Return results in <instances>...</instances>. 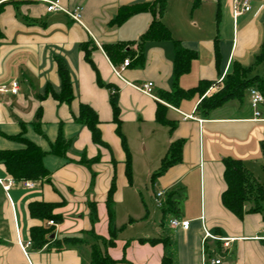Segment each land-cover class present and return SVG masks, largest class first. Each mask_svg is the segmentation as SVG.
Listing matches in <instances>:
<instances>
[{"label":"crops","instance_id":"0c3cea01","mask_svg":"<svg viewBox=\"0 0 264 264\" xmlns=\"http://www.w3.org/2000/svg\"><path fill=\"white\" fill-rule=\"evenodd\" d=\"M59 1L65 11H78L81 22L66 12H48L41 0H0V5L5 3L0 14V86L13 81L19 84L17 94L0 92V152L24 149V140H28L46 153L43 163L50 172L49 182L15 181L9 192L0 184V264H90L88 246L63 251L29 247L24 251L19 242H30L32 227L50 226V221L33 219L29 205H56L54 214L63 222L51 225L55 226V239L82 237L93 228L90 203L100 210L105 206L109 216L106 202L114 179L116 240L119 230L137 226L133 210L148 211L144 196L150 191L154 204L158 193H164L158 208L171 213L169 225L154 222L138 235L125 237L120 245L115 241L108 254L118 264H125L123 260L127 264H162L166 257L172 264H212V260L264 264V241L260 239L264 215L246 213L239 218L222 203L227 189L226 158L241 160L264 187V105L256 118L250 90L264 93L257 87L249 88L244 97L230 99L207 116L198 110L205 98L222 90L234 64H254L264 41V0H249L250 11L238 14L236 0H203L195 8V0H167L161 17L141 10L122 23L116 19L124 9L155 0ZM155 18L166 33L144 38ZM88 42L97 47L91 56L102 81L119 88V134L110 92L98 86L96 72L85 59L82 45ZM119 42L132 59L121 77L114 70H119L123 61L117 59L114 65L103 49ZM177 45L192 53L188 71L180 75L176 74ZM139 56L142 62L138 65L135 59ZM56 58L63 59L71 73L75 99L70 105L47 93L48 86L55 93L61 91ZM262 66L256 71L260 77H264ZM209 82L212 85L202 93L199 88ZM148 83L153 84L151 95L137 88ZM176 91L185 95L165 99ZM81 104L96 112L101 144L76 121ZM158 112L167 125L158 121ZM60 133L72 143L66 157L51 154ZM121 134L132 160L131 179ZM174 143L182 144L179 161L154 177ZM139 177L142 185L137 182ZM0 180H12L2 163ZM25 182L35 186L26 188ZM119 206L126 209L128 221L116 226ZM174 219L189 221V228L172 226ZM109 221L98 230L100 234L94 226L107 240L112 234ZM124 246L128 248L126 258Z\"/></svg>","mask_w":264,"mask_h":264},{"label":"trees","instance_id":"16d2710c","mask_svg":"<svg viewBox=\"0 0 264 264\" xmlns=\"http://www.w3.org/2000/svg\"><path fill=\"white\" fill-rule=\"evenodd\" d=\"M203 0H195L194 8L198 7ZM167 5V0H155L153 4H147L134 7L133 9H124L118 18L117 23H122L128 17L134 13H138L141 10H150L156 17L162 16ZM5 3L0 5V14L3 11ZM166 33V29L155 18L152 22L149 31L144 38H156L159 34ZM124 43H117L114 45H105L104 51L115 65L117 59L122 60V64L125 60L129 61V66L132 65V59H128L129 53L124 51ZM82 49L85 53V59L97 75L98 86L108 89L110 92V104L113 110V120L118 126V134L120 133V104H119V88L111 83L102 81L99 76L98 69L92 59L91 54L97 50L96 45L93 42H88L82 45ZM192 57V53L188 52L180 45L176 48V74L180 75L188 71L189 63ZM142 57L139 56L135 59L136 64H141ZM57 71L61 79V91L55 93L51 87H47V93L50 94L59 103H66L70 105L75 99L74 87L71 79V73L66 62L61 58H56ZM264 64V41L261 45L260 53L257 55L255 62L250 67H243L238 64H234L232 72L224 78V84L222 90L216 95L205 98L199 105V112L203 116L224 105L230 99H240L244 97L245 92L249 88L257 87L264 93V77H260L256 71ZM128 66V67H129ZM212 83L206 84L204 87H200V91L205 93ZM198 89V90H199ZM184 92L176 91L172 96L167 95L165 99L171 101V98H180L184 96ZM161 112H158V121L163 124H168L167 120L161 116ZM41 111L37 114V120L41 118ZM76 121L86 126L91 135L92 140L101 144V134L99 129V120L96 112L86 104L80 105L79 115ZM36 124V125H38ZM173 130V127L171 128ZM122 143L127 153L126 159V172L129 179H131V167L132 160L127 149V144L124 136L121 134ZM22 140L21 138H19ZM25 148L19 151H2L0 152V163H2L6 169L8 176L16 181H42L49 182L50 172L46 169L43 163L46 153L36 144L24 140ZM181 143H174L171 145L169 155L162 160L161 170L154 175L159 176L163 174L171 165L179 161V152L181 149ZM262 153L264 155V142L262 143ZM72 143L63 136L62 133L58 136L56 142L52 145L51 154L55 156L66 157L71 151ZM224 180L227 185L226 191L222 194V203L226 209L232 212L239 218H243L246 213H262L264 215V187L254 176L245 168L243 162L239 159L226 158L224 159ZM116 189L115 179L112 182L111 189L108 193L107 209L109 214V226L111 229V237L109 240L99 236L95 231V224L98 219L97 206L95 203H90V219L93 228L89 231H85L82 237H63L61 239H55L52 236L55 233V226H47L46 224L38 227H32L30 230L31 235V247L34 250L43 249H55L57 251H63L66 249H74L80 246H88L90 248V264H118L108 254V248L115 246L116 233L114 231V214H113V195ZM56 205L50 203H32L29 205L30 216L33 219L39 220L42 223H48L53 221L55 224H61L63 218L54 214ZM145 242V240H142ZM151 244L156 243V240H149ZM122 262H126L123 260ZM120 263V262H119ZM127 263V262H126ZM162 264H172L170 258H164Z\"/></svg>","mask_w":264,"mask_h":264},{"label":"built area","instance_id":"2783aa9c","mask_svg":"<svg viewBox=\"0 0 264 264\" xmlns=\"http://www.w3.org/2000/svg\"><path fill=\"white\" fill-rule=\"evenodd\" d=\"M41 1L47 4V11L48 12H50V13L51 12H66V13L70 14L71 17L76 22H78V23L81 22L80 13L77 11V12H74L73 14H71V13L65 11V9L61 6V3L59 0H41ZM234 8H235V13L238 14L239 12L250 11L251 6H250L249 0H236ZM129 64H130L129 61L125 60L123 65L121 66V68L119 70L118 69L114 70L115 75H117L118 77H121V73L125 70V68H127L129 66ZM137 88L139 90H141L142 92L151 95L153 84L148 83V84H145L143 86H138ZM18 91H19V84L16 81H13L9 86L8 85H1L0 86V92L1 93H8L9 92L12 94H17ZM250 95H251V106L255 110L256 118H258L260 116L259 107L261 105H264V96L261 93H259L256 89H251ZM14 183H15L14 180H9L7 183H3L2 180H0V184L3 185L5 192H9V190L12 188ZM24 186L26 188H33L35 186V184L32 182H25ZM163 195H164V193H158V196L156 198V205L159 208L162 207V202L160 199ZM49 225H55V223L53 221H50ZM171 225L174 227L181 226L184 229H188L190 226V222L189 221H180L179 219H174L171 221ZM206 237L210 238L212 236H210L209 233H206ZM260 239L264 241V231H263V235L260 237ZM19 245L25 251L27 248L31 247V242H27V243L19 242ZM211 263L212 264H220V260H212Z\"/></svg>","mask_w":264,"mask_h":264},{"label":"rangeland","instance_id":"374dc122","mask_svg":"<svg viewBox=\"0 0 264 264\" xmlns=\"http://www.w3.org/2000/svg\"><path fill=\"white\" fill-rule=\"evenodd\" d=\"M261 70L264 72V65L262 66ZM140 180H141V177L138 178L137 182H138V184L142 185V181H140ZM152 193L153 192L150 191L149 196H144L145 202L147 205V209L149 212L146 210V208H144V210H139V211L133 210L134 211L133 215H134L135 219L136 218L138 219V223H137V226L135 227V229L132 230V229L128 228V230H125L122 228L121 230H119L118 239L115 240L119 243V245L122 243V240L125 237L138 235L142 230L148 229L149 226H152L154 224V222L161 224V222L164 221L165 224L169 225L171 213L163 212L161 209H159L156 206V204H154L151 201ZM144 195H146V193H144ZM101 208H103V210L102 209L100 210V207H97V215H98V219L96 222L97 231L98 230L102 231V226L104 225V223L107 224L108 218H109V216L107 217L105 206H103ZM127 210H129V209L127 208ZM128 212H129V215H131L130 211H128ZM102 215H103V218H102ZM145 216H146V218H144V220H141V218L145 217ZM126 217H127L126 209L119 206L117 209V221L115 222L116 226H117V224L122 225L123 223L125 225V223H127V221H128ZM99 231H98V233L100 234ZM110 248H112V247H109L108 249H110ZM127 250H128L127 246L122 247V252H124V258H126L125 256L127 254ZM125 264H127V263L125 262Z\"/></svg>","mask_w":264,"mask_h":264},{"label":"water","instance_id":"95a60500","mask_svg":"<svg viewBox=\"0 0 264 264\" xmlns=\"http://www.w3.org/2000/svg\"><path fill=\"white\" fill-rule=\"evenodd\" d=\"M54 237V235L52 236V238Z\"/></svg>","mask_w":264,"mask_h":264}]
</instances>
